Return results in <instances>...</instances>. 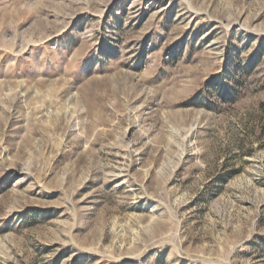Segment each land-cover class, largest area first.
I'll return each mask as SVG.
<instances>
[{"label": "rangeland", "instance_id": "rangeland-1", "mask_svg": "<svg viewBox=\"0 0 264 264\" xmlns=\"http://www.w3.org/2000/svg\"><path fill=\"white\" fill-rule=\"evenodd\" d=\"M0 264H264V0H0Z\"/></svg>", "mask_w": 264, "mask_h": 264}]
</instances>
